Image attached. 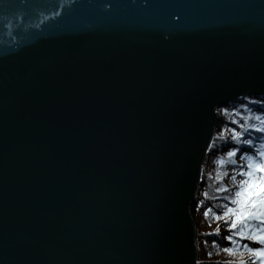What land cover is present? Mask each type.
<instances>
[{"label": "water", "instance_id": "1", "mask_svg": "<svg viewBox=\"0 0 264 264\" xmlns=\"http://www.w3.org/2000/svg\"><path fill=\"white\" fill-rule=\"evenodd\" d=\"M264 93V0H0V264H200L220 109Z\"/></svg>", "mask_w": 264, "mask_h": 264}, {"label": "trees", "instance_id": "2", "mask_svg": "<svg viewBox=\"0 0 264 264\" xmlns=\"http://www.w3.org/2000/svg\"><path fill=\"white\" fill-rule=\"evenodd\" d=\"M236 104L233 108L226 107L219 113L220 127L216 139L220 145L211 149L204 163L202 182L198 187L196 200L192 204V214L197 225L200 264H207L208 260L214 261L210 264H226V262L232 264L233 260L245 259L246 264H260L261 257L250 249L264 248V243L250 238L259 234L262 223L260 220L241 222L238 219L235 227H229L234 217L233 213L227 210L229 207L234 210L238 207L235 202V192L239 188L238 181L243 179L237 168L238 162L241 167H246L248 161L243 156L244 152H249L250 149L249 154L255 157L254 154L264 150V132L259 131L264 124L260 123V117L256 116L260 113V109L255 106L264 104V95L261 97L245 95ZM241 125L244 127L241 128ZM233 127L237 131L244 132V135L238 138L239 141L250 139L253 144L247 145L232 140ZM231 147H237L240 151L230 160L226 153ZM220 159L225 162L218 163ZM206 210L207 214H205ZM216 230L221 231L216 233ZM229 236L232 239H228ZM218 259L223 262H218Z\"/></svg>", "mask_w": 264, "mask_h": 264}, {"label": "snow or ice", "instance_id": "3", "mask_svg": "<svg viewBox=\"0 0 264 264\" xmlns=\"http://www.w3.org/2000/svg\"><path fill=\"white\" fill-rule=\"evenodd\" d=\"M235 110V109H233ZM241 128L244 126L241 125ZM250 127H256L255 125H250ZM259 131L264 132V127L260 128ZM232 140L238 143L251 145L252 140L239 141L238 138L244 135V132L237 131L235 127L231 129ZM240 151L237 147H231L226 155L231 160ZM251 150L249 149V152ZM249 152H244L243 156L247 159L248 163L246 169L244 167L239 168V174L243 177L238 181L239 188L235 192V202L238 207L234 210L232 207L228 208V212L233 213V221L229 227H235L237 220L241 222L260 220L262 223L260 225V232L258 235H252L250 238L253 240H259L264 243V150L253 155ZM218 163L223 164L225 161L220 159ZM234 162V161H233ZM233 175H235V170H233ZM220 177H217L219 179ZM207 214V210L205 211ZM227 215V213H225ZM246 234V233H237ZM228 239H232L231 236ZM226 251H231V249H225ZM251 252L255 253L257 256L261 257L260 264H264V248H251ZM230 264V262H226ZM243 264V262H241Z\"/></svg>", "mask_w": 264, "mask_h": 264}, {"label": "bare ground", "instance_id": "4", "mask_svg": "<svg viewBox=\"0 0 264 264\" xmlns=\"http://www.w3.org/2000/svg\"><path fill=\"white\" fill-rule=\"evenodd\" d=\"M264 95V93H256V94H251V96H254V97H256V96H263ZM250 96V95H249ZM240 101V100H239ZM258 101V100H257ZM238 102V101H237ZM256 103V102H255ZM235 105H237L236 104V102L235 103H232V104H230V105H228V106H226V107H228V108H233ZM256 107H259V109H260V113H258V114H256V116L257 117H260L259 119H260V123H263L264 124V104H256L255 105ZM226 107H224V108H222V109H220V111L221 110H225L226 109ZM219 127H220V124L218 125V129H219ZM218 145H220V142H218V140L216 141V146H218ZM216 146H210V150H209V153L211 152V149L212 148H214V147H216ZM255 155V154H254ZM241 167V164L238 162V166H237V168L239 169ZM245 168V170H247L246 169V167H244ZM201 182L202 181H199V183L201 184ZM221 230H216V233H219ZM246 260V259H245ZM245 260H240V261H235V260H233L232 262V264H241V262H243V264H246V261ZM221 261V263L223 262L222 260H220V259H218V262H220ZM213 263L214 261H211V260H208L207 261V264H210V263ZM216 262V261H215ZM218 262H216V263H218ZM220 264V263H219Z\"/></svg>", "mask_w": 264, "mask_h": 264}]
</instances>
